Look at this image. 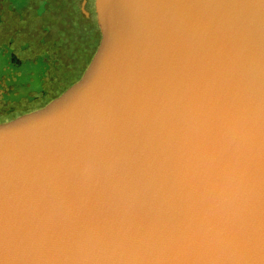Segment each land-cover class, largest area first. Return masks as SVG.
<instances>
[{
	"label": "water",
	"instance_id": "1",
	"mask_svg": "<svg viewBox=\"0 0 264 264\" xmlns=\"http://www.w3.org/2000/svg\"><path fill=\"white\" fill-rule=\"evenodd\" d=\"M98 3L81 80L0 126V264H264V0Z\"/></svg>",
	"mask_w": 264,
	"mask_h": 264
},
{
	"label": "rangeland",
	"instance_id": "2",
	"mask_svg": "<svg viewBox=\"0 0 264 264\" xmlns=\"http://www.w3.org/2000/svg\"><path fill=\"white\" fill-rule=\"evenodd\" d=\"M79 2L0 0V19L10 14L11 31L15 29L6 40L0 41V72L14 74L11 83H26L30 73L40 72L41 62L50 59L52 52L64 65L58 73L60 81L68 74H75L77 79L84 75L100 49L102 36L98 24L78 18L73 5L78 6ZM22 44L28 49L19 54ZM13 55L19 64L9 61Z\"/></svg>",
	"mask_w": 264,
	"mask_h": 264
},
{
	"label": "flooded vegetation",
	"instance_id": "3",
	"mask_svg": "<svg viewBox=\"0 0 264 264\" xmlns=\"http://www.w3.org/2000/svg\"><path fill=\"white\" fill-rule=\"evenodd\" d=\"M82 1L80 0L78 6L73 5L74 11L88 22L97 24L98 0H85L83 10L86 15L81 12ZM11 18L13 19V16L6 13L3 19H0V41L6 40L15 30L11 31ZM20 42L22 43L21 40ZM25 44L19 45V54L27 52L28 48L23 47ZM50 54L52 56L50 59L41 62L40 72L30 73L31 77L24 84L11 83L14 74H10L13 76L11 77L5 72H0V126L14 124L24 117L44 111L81 80L83 75L77 79L75 74H68L60 81L58 73L64 65L55 52ZM9 61L14 65L20 63L14 55L9 58Z\"/></svg>",
	"mask_w": 264,
	"mask_h": 264
},
{
	"label": "trees",
	"instance_id": "4",
	"mask_svg": "<svg viewBox=\"0 0 264 264\" xmlns=\"http://www.w3.org/2000/svg\"><path fill=\"white\" fill-rule=\"evenodd\" d=\"M78 18H80V20L82 21V22H85V23H89L86 19H84L82 16H80L79 14H78Z\"/></svg>",
	"mask_w": 264,
	"mask_h": 264
}]
</instances>
